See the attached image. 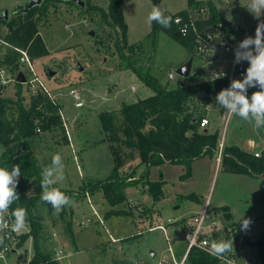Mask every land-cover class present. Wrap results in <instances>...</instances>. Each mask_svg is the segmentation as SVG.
Segmentation results:
<instances>
[{
    "label": "rangeland",
    "instance_id": "1",
    "mask_svg": "<svg viewBox=\"0 0 264 264\" xmlns=\"http://www.w3.org/2000/svg\"><path fill=\"white\" fill-rule=\"evenodd\" d=\"M86 1L41 0L33 9L35 30L45 44L47 54L32 59V65L57 95L73 145L71 147L66 141L63 126L59 124L53 126L52 130L36 132L32 138V149L40 167L44 168L51 164L54 155L59 154L65 178L55 187L65 195L66 192L78 194L67 195L71 204L65 206L63 212L54 214L51 205L41 201L42 189H36V181L29 184L27 195L35 196V213L42 216V248L56 259L58 264H159L162 259L165 260L164 264H173L167 250L165 233L156 226H166L167 233L172 238L175 258L179 259L184 250L183 241L175 238L181 235V231L176 228L180 221L167 224V220H177L178 214L189 209L193 203L191 195L194 192L202 196L204 201L209 197L210 205L216 203L218 197L224 198L240 215V207H247L244 205L247 202L245 198H242L243 205H240V175L233 174L229 176V180L225 179L223 164L209 155H204L196 161V173H192V163L188 174L186 167L178 163H162L149 168L147 178L150 181H164L163 196L167 200L163 202L160 201L163 196L154 200L143 186V182L132 184L131 187L135 188L130 190L125 188V199L114 206L110 205L104 196H95L96 192L92 199L79 195L83 194L92 182L110 175L115 166L116 154L121 159V164H117L118 173L128 174L133 170L134 177L129 180L136 178L137 165L129 167L135 164L134 149L111 141L118 131L106 134L102 130L99 115L105 109L116 107L120 101L129 103L145 97V92L149 90L131 69L124 68L126 60L118 57L114 46L117 38L115 29L101 20L97 10L88 9ZM212 1L222 18L229 22V26L226 25L228 29L233 24H239L250 30L248 37L255 38V30L259 23L264 22V14L256 18L250 13L246 8L250 0ZM29 2L30 0H0V16L7 10L6 20H17L20 13L17 9L24 8ZM107 2L108 0H90L89 4L106 8ZM153 6H159L161 10L169 13L188 8L187 0H126L123 2V16L127 31L123 38L119 36L117 39L121 42L128 61L143 69H149L161 84L171 88L180 79L176 73L177 68L189 59L191 52L162 31L158 34L155 46L152 45L147 34L151 29L148 15ZM203 6L206 4L201 2L196 8ZM10 35L11 31L5 24L0 23V66L5 68L8 80L1 96L15 99V92L20 86L24 103L28 104L30 96L26 91L25 82H22L20 77L22 75L24 80L28 77L26 66L19 58L15 61V66L2 63L4 55L10 49L7 43V37ZM132 43L137 45L133 54L129 48ZM250 48L254 49L255 45ZM244 62L246 65L250 64L247 60ZM217 65H224L223 60L218 61ZM51 71H54L52 75ZM170 71L174 72L172 79L167 78ZM198 71H203L199 80L209 79L208 68L194 55L190 73ZM131 86H134L135 90H132ZM71 87L80 90L84 104L82 108L74 107V99L68 94ZM250 90L251 88L248 91L249 97L253 93ZM149 94H152L151 90ZM189 101L190 108L197 116L208 117L209 130L219 124V134L223 133L224 142L231 141L233 133L240 135V123L235 121L237 116H231L225 128L222 119H218L215 111L218 112L220 107L216 104L213 94L198 92ZM60 122L62 124L61 118ZM121 135L118 133L117 136ZM2 151L3 147L0 145V154ZM215 157L218 159V153ZM128 198L138 199L141 209L137 208L138 205H131ZM141 199L147 203L141 202ZM176 205H180V208H175ZM110 208L123 209L128 213H114L104 217ZM94 210L100 215L103 223L94 214ZM206 222L227 221L214 217L212 220L211 217ZM262 225L264 222L262 224L253 218L249 230H239V240L236 237L234 239V257L238 261L244 258L249 264H260L259 260L256 262L254 244L244 239L248 236L257 241L259 238L256 240V237L260 235ZM28 230L29 226L26 224L15 242H10L12 251L7 252L6 260H0V264L27 263L33 254L32 239L28 237L20 242V238ZM109 234L114 241H110Z\"/></svg>",
    "mask_w": 264,
    "mask_h": 264
},
{
    "label": "trees",
    "instance_id": "2",
    "mask_svg": "<svg viewBox=\"0 0 264 264\" xmlns=\"http://www.w3.org/2000/svg\"><path fill=\"white\" fill-rule=\"evenodd\" d=\"M89 1H86L87 8L97 10L101 20L115 29L117 38L119 36L123 38L127 31V24L123 16V2L126 0H108L106 8L89 4ZM152 1L157 2L158 0ZM201 2H204L208 8L210 17L206 21L207 23L222 21L229 26V22L222 18L212 0H187V5L189 8H193ZM34 7L32 6L26 11L22 7L18 8L17 11L19 10L20 13L17 15L19 17L17 20L16 18L0 19V23L5 24L11 31V35L7 37L10 49L4 55L3 64L16 65L15 61L19 57V52L14 49L15 47L26 49L31 59L47 54V48L35 30V21L32 19ZM163 12L164 15L172 17V23L169 28H164L155 21L151 22V29L147 37L150 38L152 45L155 46L158 34L162 31L187 48L188 52L194 56L192 38L182 36L173 22V16L177 13H185V10L176 13ZM230 30L241 38L251 33L250 30L239 24L231 25ZM117 38L114 46L118 57L126 60L124 68L131 69L153 93L144 98H138L134 102H122L117 111H103L99 115L102 130L106 134L116 133V130L118 131L117 135L118 133L122 134L121 137L113 136L111 141L134 149L136 153L134 157L137 158L138 164L145 165L140 176L131 181L129 178L134 177V171L132 170L128 174L118 173L117 164L118 166L121 164V159L116 154L114 156L115 166L110 175L92 182L85 188L91 193L101 191L112 206L123 202L125 188L139 182L147 185V190L154 200L163 196L164 181H150L147 178L151 166L162 163H178L186 167L188 174L190 164L194 160L204 155L213 156L218 153L220 136L218 128L199 129L198 120L201 115L197 116L193 112L189 100L198 92L213 94L216 97L221 90L226 88L225 78L199 80L203 71L191 72L187 77H180L174 87L168 88L161 84L149 69H143L128 61L123 46ZM135 47L137 45L133 43L129 45L131 54ZM15 95L16 98L12 99L0 94V145L3 147L0 154V167L11 169L13 165L20 166L21 176L17 185L20 199L13 203L8 212L0 219L12 221L13 210L17 207L26 209L29 230L21 235L20 242L31 237L33 249V254L26 264H58L56 259L42 248V240H40L42 216L40 213L39 215L35 213L36 199L35 196L27 195V188L29 184H34L36 181L38 185L36 189H41L42 168L32 149V138L36 135V128L39 127L41 131L50 130L53 126L61 124L60 116L57 106L50 103L46 96L41 94L32 96L29 103L26 104L20 86ZM220 161L232 172L260 178L261 195L259 198L264 201V149L260 156H254L237 145L224 144ZM66 193L69 196L77 195L74 192ZM193 196L191 195V197ZM222 209L225 210V207ZM63 210L64 208L62 212ZM114 213L128 212L123 209H110L105 213V216ZM225 216L230 217L229 214H225ZM252 244L258 248V258L264 263V230L260 238ZM186 264H218V261L217 258L193 247L188 253Z\"/></svg>",
    "mask_w": 264,
    "mask_h": 264
},
{
    "label": "built area",
    "instance_id": "3",
    "mask_svg": "<svg viewBox=\"0 0 264 264\" xmlns=\"http://www.w3.org/2000/svg\"><path fill=\"white\" fill-rule=\"evenodd\" d=\"M185 13H177L173 16V22L177 26L179 33L182 36H188L193 41V52L203 63L204 67L208 68L209 80H216L220 78L226 79V88L230 86V83L234 79H243V75H246L247 66L244 65L243 60L240 63H235L236 50L239 48V44L243 42L246 37H240L231 32L230 28L221 22L206 21L209 19V12L207 6L185 8ZM178 21V22H177ZM213 39L209 40V37ZM19 52V60L26 66L28 77L25 78V88L30 97L43 95L46 96L50 103L57 106V112L61 118L62 126L64 127L65 134L68 137L67 124L63 117L62 110L59 107L58 97L52 89L48 87L46 82L41 78L38 72L32 65V59L27 53L26 49L14 48ZM223 60L224 65H217L218 61ZM174 77V72L170 71L167 75L168 79ZM8 83L6 78L5 68L0 66V94L4 91V86ZM132 90H135L134 86H131ZM68 94L72 95L74 99V106L80 108L83 106V102L80 100L79 91L76 88H70ZM226 109L220 108L221 119L224 124V128L228 124L231 117H226L224 113ZM209 125V119L203 115L198 120L199 129H207ZM36 132H41L40 128H36ZM223 133L219 136L218 142V160L220 159L222 149L224 147ZM254 156H260L259 152H254ZM139 202H132V205H138L137 208L141 209ZM209 208L205 206L200 212L194 215H190L184 218L169 219L167 224L174 223L182 220L179 226H176L177 230L181 231L179 238L184 243V250L179 259L175 258L174 251L172 249V238L168 235L165 225L158 224L156 227L162 229L165 233V241L167 244V250L171 256L173 264H186L188 253L191 248L196 247L203 252L217 258L218 264H240L233 256V251L224 255L223 257H217L211 254L212 241L229 240L234 245V239L236 236V226L233 224H217L214 222H206L213 214H209ZM94 214L98 217L99 221L103 223L102 218L94 211ZM9 223V229H3L0 233H9L11 220L3 219ZM21 233V232H20ZM10 233L11 240L5 239L4 244L0 247V260L5 261L7 258V252L12 251L10 242H15L17 236L20 235ZM196 233V235L188 239L190 235ZM110 241H114V238L109 234ZM165 260L162 259L159 264H164Z\"/></svg>",
    "mask_w": 264,
    "mask_h": 264
},
{
    "label": "clouds",
    "instance_id": "4",
    "mask_svg": "<svg viewBox=\"0 0 264 264\" xmlns=\"http://www.w3.org/2000/svg\"><path fill=\"white\" fill-rule=\"evenodd\" d=\"M247 10L259 18L264 14V0H250L246 6ZM148 21L160 24L164 28H169L172 23V17L164 15L159 6H153L148 15ZM178 22V21H177ZM213 37H209V40ZM255 45V48H250ZM242 60L250 62L246 69V75L243 79H234L230 86L221 90L215 97V102L220 108L226 109L224 115L231 117L233 115L253 123L257 129L264 128V22L258 24L255 30V38L248 37L239 44L236 50L235 63ZM259 88L249 97L250 88ZM62 158L59 154L52 157L51 164L41 171V201L50 204L54 214H59L65 206L71 204V199L65 195L58 187V183L64 180ZM21 176L19 165H13L11 171L9 168L0 167V216L8 212L13 203L20 199L17 192V185ZM13 220L10 225L9 233H0V245L4 244L5 239L11 240L10 233L19 234L27 224V210L17 207L11 213ZM251 220L241 218L239 230L247 231L250 228ZM9 229V223L0 219V230ZM193 233L188 239L193 238ZM211 254L217 257L233 251L232 241L219 240L212 241Z\"/></svg>",
    "mask_w": 264,
    "mask_h": 264
},
{
    "label": "crops",
    "instance_id": "5",
    "mask_svg": "<svg viewBox=\"0 0 264 264\" xmlns=\"http://www.w3.org/2000/svg\"><path fill=\"white\" fill-rule=\"evenodd\" d=\"M243 62H244V60H243ZM244 65L247 66V67L250 66V64L246 65L245 62H244ZM145 87L147 89H149L147 86H145ZM71 88H76V87H71ZM77 90L79 91V94H80V90L79 89H77ZM149 90H151V89H149ZM149 90L147 92H145V94H147L146 96L151 95V94H149ZM258 90H259L258 87L257 88H251L250 92H255V91H258ZM84 91L86 92V89H84ZM142 98H144V97H142ZM80 100H81V95H80ZM122 102H124V101H120L119 104L116 107L112 108V109H105L103 111L115 112V111H117L120 108ZM132 102H134V101H132ZM125 103H127V102H125ZM83 106H84V104H83ZM59 107H60V105H59ZM82 107H80V108H82ZM76 109H79V108H76ZM215 112L218 115V119L219 118L221 119L220 109H219L218 112L217 111H215ZM211 113H213V112H211ZM62 114H63V112H62ZM235 121L240 123V126H239L240 127V131H239L240 135H238L236 133H233V135H231V141H229L227 143L225 142L224 144L225 145H233V144L237 145L238 147H240L241 149L245 150L246 152H249L250 154H253L256 151L261 154L263 149H264V128L257 129V128H255L253 126V123H250L249 121L243 120V119H241L239 117H237ZM239 123H238V125H239ZM61 125L62 124H60V126ZM217 125L219 126L218 123H217ZM218 126H216V127L218 128ZM216 127L213 126L211 128L213 130ZM62 128H63V131H64V127H62ZM52 129L53 128H51L50 130H52ZM207 129H209V127ZM234 130H236V129H234ZM67 131H68V127H67ZM42 132H44V131H41V133ZM64 134H65V132H64ZM65 137H66L65 138L66 141L72 147L73 143H72L71 133L70 134L68 133V137L65 134ZM105 139L107 140V138H105ZM212 157L216 161L221 163L220 159L218 160L215 157V154L213 156H211V158ZM134 159H135V164H133V165L129 164L130 165L129 167L131 168L134 165H137L136 166V174H135V177L137 178L142 173V171L144 170V164H138L137 158H134ZM37 160H38V158H37ZM197 160L198 159H196V160H194L192 162V166H191L192 173L193 172L196 173L195 169L198 168V166L196 165V161ZM41 168L43 169L44 167H41ZM222 169L224 171V175H225L224 177L227 180H229V176L230 175H233V174H239L240 175V178H239L240 179V205H243L242 202H241L242 198H245V200L247 201L244 204V205H247V207H240V215H238V213L234 210L232 205H230L227 201H225L224 198L218 197V200L216 201V203H214L213 205H210L209 197H207L206 200L204 201V198L202 196L198 195L197 193H195L193 191L194 192L193 193V195H194L193 196V203L188 207L189 208L188 210H184V212L178 214L177 215V219L178 218L181 219V218H184V217H188L190 215H194L197 212H200L205 206H207L209 208V210H211V214H213L212 215V220H213V217H214L215 219H219V220L225 219L227 222H229V223H227V222L226 223L218 222L217 224H220V223H222V224H233V225L236 226L237 232H236V236L235 237L237 238V240H239V237H238L239 236L238 234L240 233V231H239V222H240L239 219L241 220V218L244 217L246 219L252 220L253 218H255V219H257L258 222H262V224L264 222V201L260 200V198H259L260 195H261V193H260V178L252 177V176H249L247 174L232 172L225 166ZM143 186L147 188V185H143ZM136 187H138V185ZM132 188H135V187H131V186L127 187V190H130ZM96 193L97 194L91 193L88 190H85L83 192V194H79V195H84L87 199H92V197H95V196H97L98 198H99V196H103L102 192H96ZM94 194H95V196H94ZM77 196H78V194H77ZM128 200H130L131 203L132 202H136V201L139 202L138 199H136V198H133V199H129L128 198ZM166 200H167V198L163 196L160 201L163 202V201H166ZM140 201L143 202V203L146 202L144 199H141ZM224 207H225V210L222 209ZM175 208H180V205H176ZM110 209H112V208H110ZM225 214H229L230 217H226ZM72 215H73V213H72ZM104 217H106V216L104 215ZM180 222H182V220H180ZM262 226L263 227L261 229V233H260V235L258 237H256V240L258 238H260V236H261V234H262V232L264 230V225H262ZM257 234H259V231L257 232ZM244 240H248V241L250 240L249 242H253V240L255 241V239H250L248 236ZM243 246H244V244H243ZM254 247L256 249V260H257L256 262H258V260H259L260 264H264L258 258V248L255 245H254ZM233 256H234V245H233ZM234 258L236 259V257H234ZM236 261L238 263H240V264H249L247 262V260H245L244 258L242 260H240V261H238L236 259Z\"/></svg>",
    "mask_w": 264,
    "mask_h": 264
},
{
    "label": "water",
    "instance_id": "6",
    "mask_svg": "<svg viewBox=\"0 0 264 264\" xmlns=\"http://www.w3.org/2000/svg\"><path fill=\"white\" fill-rule=\"evenodd\" d=\"M41 0H30V2L23 8L24 11L28 10L29 8H31L32 6L38 4ZM7 10H4L3 13L0 16V19H7ZM192 61H193V55H191L189 57V59L184 63L181 64L177 70L176 73L180 76V77H187L190 73L191 70V66H192ZM81 69V67H80ZM54 73V71L50 72V75H52ZM21 77V81H24V77L22 75H20Z\"/></svg>",
    "mask_w": 264,
    "mask_h": 264
}]
</instances>
